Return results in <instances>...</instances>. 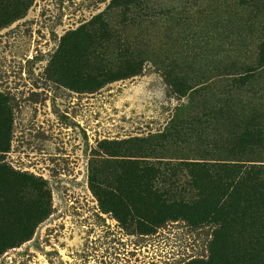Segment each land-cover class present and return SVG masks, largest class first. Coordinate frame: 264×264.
<instances>
[{
  "label": "rangeland",
  "instance_id": "374dc122",
  "mask_svg": "<svg viewBox=\"0 0 264 264\" xmlns=\"http://www.w3.org/2000/svg\"><path fill=\"white\" fill-rule=\"evenodd\" d=\"M136 1L142 4L119 14L106 9L110 0H31L0 29V94L12 119L1 162L27 176L24 194L47 212L28 239L0 254V264H184L207 257L214 223L179 218L142 232L104 208L88 183L102 140L151 137L164 149L151 151L150 160L264 162V147L234 157L223 151L235 124L264 113V66L257 64L264 0ZM101 12L120 44L144 54L142 69L75 91L49 61L68 31ZM220 105L229 108L225 120ZM164 130L172 134L157 141ZM98 180L103 194L118 186L109 169Z\"/></svg>",
  "mask_w": 264,
  "mask_h": 264
},
{
  "label": "trees",
  "instance_id": "16d2710c",
  "mask_svg": "<svg viewBox=\"0 0 264 264\" xmlns=\"http://www.w3.org/2000/svg\"><path fill=\"white\" fill-rule=\"evenodd\" d=\"M30 1L0 0V29L24 15ZM140 4L136 0H110L106 9L124 14ZM118 37L101 12L62 37L48 66L61 83L75 91H93L138 74L144 54L120 44ZM257 64L264 66V35L257 46ZM170 83L174 87L179 84ZM7 102L0 94V254L28 239L34 224L47 214L36 204L38 199L24 194L21 180L27 176L1 162L12 122ZM218 109L214 113L220 112V120L229 117L224 114L229 108L220 105ZM166 134L172 133L158 132L157 141L163 142ZM226 138L231 145L223 151L232 157L234 152L247 155L263 148L264 113L243 117ZM150 142L151 137L99 142L100 153L89 162L88 183L104 208L124 225L133 221L142 232L179 218L197 224L214 223L207 257L184 264H264V162L247 163L227 156L150 160L151 151L164 149L163 143ZM133 143L142 145L133 150ZM132 151L137 154H130ZM111 162L113 166L106 165ZM106 169L111 170L118 186L103 194L98 177ZM2 220L8 224H1Z\"/></svg>",
  "mask_w": 264,
  "mask_h": 264
}]
</instances>
